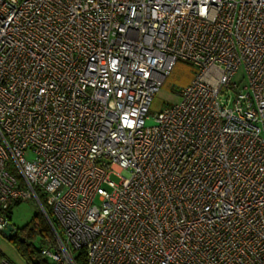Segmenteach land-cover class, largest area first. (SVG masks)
<instances>
[{
	"label": "built area",
	"instance_id": "obj_1",
	"mask_svg": "<svg viewBox=\"0 0 264 264\" xmlns=\"http://www.w3.org/2000/svg\"><path fill=\"white\" fill-rule=\"evenodd\" d=\"M28 197L51 264H264V0H0L2 235Z\"/></svg>",
	"mask_w": 264,
	"mask_h": 264
},
{
	"label": "rangeland",
	"instance_id": "obj_2",
	"mask_svg": "<svg viewBox=\"0 0 264 264\" xmlns=\"http://www.w3.org/2000/svg\"><path fill=\"white\" fill-rule=\"evenodd\" d=\"M194 71L195 66L190 62L179 59L174 63L170 72L165 76L159 91L156 93L147 110L146 114L148 118L145 120L146 125L154 123L155 114L158 113L165 105L173 103L177 100L178 91L190 82ZM243 76V69L240 68L236 73L234 80L239 85H242L245 83ZM110 177L114 181H118L119 179L116 175H111ZM10 215V223L15 227V229H21L23 227H27V225L30 226L32 220L39 222L44 219L43 221L46 222L38 204L31 197L21 200L19 203L13 202L11 205ZM47 237L50 238L49 235ZM28 242H30L32 247L36 249L43 244L40 241V237L28 239ZM0 250L14 264H29L26 257L21 255L18 251L16 243L1 233ZM43 258L46 259V257Z\"/></svg>",
	"mask_w": 264,
	"mask_h": 264
},
{
	"label": "trees",
	"instance_id": "obj_3",
	"mask_svg": "<svg viewBox=\"0 0 264 264\" xmlns=\"http://www.w3.org/2000/svg\"><path fill=\"white\" fill-rule=\"evenodd\" d=\"M14 202L19 203L20 201L16 200ZM11 205L12 203L10 204L9 214L11 213ZM43 220L39 222L32 220V225L30 224V226L27 225V227L16 229L15 233L9 237L16 243L18 251L21 253V255L26 257L29 264H51L40 254V246L38 249H36L32 247L30 242H28V239L40 237V241L44 244L45 239L48 238L47 236H50L49 226L47 222Z\"/></svg>",
	"mask_w": 264,
	"mask_h": 264
},
{
	"label": "water",
	"instance_id": "obj_4",
	"mask_svg": "<svg viewBox=\"0 0 264 264\" xmlns=\"http://www.w3.org/2000/svg\"><path fill=\"white\" fill-rule=\"evenodd\" d=\"M16 229L12 224H8L4 229H3V235L6 237H11L15 233Z\"/></svg>",
	"mask_w": 264,
	"mask_h": 264
}]
</instances>
